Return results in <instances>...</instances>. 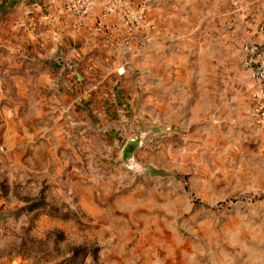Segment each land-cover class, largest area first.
<instances>
[{"label":"rangeland","instance_id":"rangeland-1","mask_svg":"<svg viewBox=\"0 0 264 264\" xmlns=\"http://www.w3.org/2000/svg\"><path fill=\"white\" fill-rule=\"evenodd\" d=\"M136 1L76 79L44 4L0 0V264H264V0Z\"/></svg>","mask_w":264,"mask_h":264},{"label":"crops","instance_id":"crops-1","mask_svg":"<svg viewBox=\"0 0 264 264\" xmlns=\"http://www.w3.org/2000/svg\"><path fill=\"white\" fill-rule=\"evenodd\" d=\"M32 1H36L33 4L35 7L44 4L43 18L48 23L51 48L49 57H63L68 69L74 68L71 76L74 75L76 79L82 77L84 67L93 62L95 54L106 57L113 53L115 47L131 48L141 40L137 38L141 33H125L118 18L105 14L101 8L94 9L87 18L79 20L67 12L66 0ZM71 76L64 80L66 86Z\"/></svg>","mask_w":264,"mask_h":264},{"label":"built area","instance_id":"built-area-1","mask_svg":"<svg viewBox=\"0 0 264 264\" xmlns=\"http://www.w3.org/2000/svg\"><path fill=\"white\" fill-rule=\"evenodd\" d=\"M66 10L79 20H84L96 8L114 15L128 33L140 30L146 24V6L136 0H66ZM243 66L254 82L259 103L264 105V24L256 40L242 46ZM123 74V69H118Z\"/></svg>","mask_w":264,"mask_h":264},{"label":"water","instance_id":"water-1","mask_svg":"<svg viewBox=\"0 0 264 264\" xmlns=\"http://www.w3.org/2000/svg\"><path fill=\"white\" fill-rule=\"evenodd\" d=\"M134 149H135V145L132 146V147L129 146L128 153H129V154L132 153V152L134 151Z\"/></svg>","mask_w":264,"mask_h":264},{"label":"trees","instance_id":"trees-1","mask_svg":"<svg viewBox=\"0 0 264 264\" xmlns=\"http://www.w3.org/2000/svg\"><path fill=\"white\" fill-rule=\"evenodd\" d=\"M180 178V177H179ZM185 181V178H182Z\"/></svg>","mask_w":264,"mask_h":264}]
</instances>
